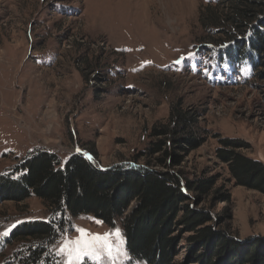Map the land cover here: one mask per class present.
<instances>
[{
  "label": "rangeland",
  "instance_id": "rangeland-1",
  "mask_svg": "<svg viewBox=\"0 0 264 264\" xmlns=\"http://www.w3.org/2000/svg\"><path fill=\"white\" fill-rule=\"evenodd\" d=\"M219 1L0 0V176L38 151L61 163L80 155L100 170L131 163L151 128L180 103L202 115L209 133L183 170L219 176L217 187L230 194L226 229L233 237L264 238V195L236 186L214 155L217 134L242 140L249 149L241 153L264 165V82L250 78L248 63L218 58L221 47L208 39L214 31L199 22L205 6ZM50 216L34 197L1 204L0 264H19L13 255L23 245L8 244L16 227ZM77 229H119L125 254L74 264H144L130 260L120 223L111 228L88 215L73 219L47 248L53 264H68L60 248L81 235ZM173 236V264H197L188 257L190 235Z\"/></svg>",
  "mask_w": 264,
  "mask_h": 264
},
{
  "label": "trees",
  "instance_id": "trees-1",
  "mask_svg": "<svg viewBox=\"0 0 264 264\" xmlns=\"http://www.w3.org/2000/svg\"><path fill=\"white\" fill-rule=\"evenodd\" d=\"M199 22L214 31L208 39L221 47L218 58L233 66L248 63L250 78L264 82V0H220L205 6ZM201 117L173 104L167 121L151 128L147 146L131 163L106 170L80 155L61 163L44 151L15 162L9 174L0 176V205L34 197L51 216L12 231L8 244L23 245L13 257L19 264H53L56 256L47 248L73 219L88 215L111 228L120 223L131 261L173 264V234L181 232L190 235L188 257L197 264H264V238L239 240L226 229L231 200L225 186L217 187L219 176L203 172L196 177L183 170L185 159L209 135ZM212 138L219 144L215 158L235 185L264 195V165L241 153L249 146L217 134ZM220 203L224 206L218 210Z\"/></svg>",
  "mask_w": 264,
  "mask_h": 264
},
{
  "label": "snow or ice",
  "instance_id": "snow-or-ice-1",
  "mask_svg": "<svg viewBox=\"0 0 264 264\" xmlns=\"http://www.w3.org/2000/svg\"><path fill=\"white\" fill-rule=\"evenodd\" d=\"M81 235L74 240H67L60 248V251L68 257V264H74V261H80L85 256H90L96 260L107 255L115 259L119 255H124L123 240L120 230L116 229L114 233H105L104 235L90 234L85 229H77ZM2 235L7 236L8 232ZM116 238L117 242L112 240Z\"/></svg>",
  "mask_w": 264,
  "mask_h": 264
}]
</instances>
